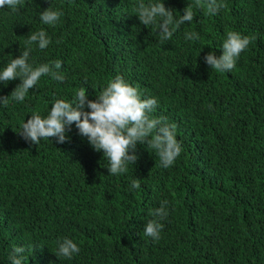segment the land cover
Wrapping results in <instances>:
<instances>
[{
	"label": "trees",
	"instance_id": "trees-1",
	"mask_svg": "<svg viewBox=\"0 0 264 264\" xmlns=\"http://www.w3.org/2000/svg\"><path fill=\"white\" fill-rule=\"evenodd\" d=\"M192 2L164 0L177 16ZM225 3L210 16L194 7V20L163 43L156 24L139 21L137 0H23L0 9V69L43 29L52 43L43 51L34 44L29 63L60 60L66 77L42 76L23 103L0 105V264H11L17 246L24 264H264V0ZM51 6L63 13L55 26L40 20ZM227 31L257 38L232 71L217 72L205 58L223 54ZM185 32L200 38L186 41ZM118 75L142 99H157L153 117L176 125L182 153L173 166L160 167L138 144L135 165L110 175L75 125L64 144L18 134L55 100L71 102L81 87L95 100ZM20 83H0V96ZM133 179L140 189L130 190ZM165 200L169 214L154 241L143 230ZM65 237L80 247L72 259L55 255Z\"/></svg>",
	"mask_w": 264,
	"mask_h": 264
},
{
	"label": "clouds",
	"instance_id": "clouds-1",
	"mask_svg": "<svg viewBox=\"0 0 264 264\" xmlns=\"http://www.w3.org/2000/svg\"><path fill=\"white\" fill-rule=\"evenodd\" d=\"M23 6V0H0V9L5 7L17 10ZM204 8L205 16L216 15L226 9L225 0H193L177 16L173 9L166 8L164 0L145 3L137 0L136 16L144 26L156 24L160 40H171L174 33L186 22L194 20L193 8ZM63 13L53 10L52 6L40 13L43 24L55 26ZM196 32H185V40H199ZM255 35L242 36L236 31H227L222 44L223 54L217 58L215 52L206 56V63L217 72H230L236 67L241 54L256 40ZM52 43L47 32L43 29L31 32L27 36L25 50L19 58H12L3 69H0V83L20 79L21 83L12 91L10 96H0V105L7 107L10 101L23 103L30 89L36 87L42 76H51L55 81L63 83L65 75L60 74L62 61L54 60L33 66L29 63L33 45L43 51ZM57 43H60L58 40ZM156 98L142 99L138 88L125 81L122 76L110 80L98 94L95 100L88 99L87 89L79 88L71 102L57 99L46 117L38 113L31 115V119L22 124L19 132L27 142L40 145L41 141L55 138L59 144L69 140L67 135L72 126L81 136L87 138L90 145L97 152H102L104 160L108 162L110 175H120L128 172V165H135L139 157L136 155L137 145H147V150L155 152L159 166L169 168L182 153V144L176 137V125L168 123L166 117L155 118L151 114L156 110ZM88 109V110H85ZM131 153V154H130ZM141 188L139 179H133L130 190ZM168 201H163L160 208L150 209L143 235L159 241L163 224L159 221L168 216ZM58 250L55 255L72 259L79 254L80 247L70 238L57 241ZM26 249L14 247L9 260L11 264H24Z\"/></svg>",
	"mask_w": 264,
	"mask_h": 264
},
{
	"label": "bare ground",
	"instance_id": "bare-ground-1",
	"mask_svg": "<svg viewBox=\"0 0 264 264\" xmlns=\"http://www.w3.org/2000/svg\"><path fill=\"white\" fill-rule=\"evenodd\" d=\"M194 131H195V129H194ZM197 139H198V138H197ZM199 140H200V138H199ZM203 146H204V145H203ZM203 148H206V147H203ZM203 148H202V149H203ZM207 148H208V147H207ZM207 148H206V150H207ZM211 149H212V148H211ZM206 152H207V151H206ZM208 153L210 154L211 151H209ZM213 154H214V153H213ZM198 157H199V156H198ZM214 158H215V156H214ZM214 158H213V159H214ZM206 159H207V158H206ZM216 159H217V156H216ZM210 160H211V158H210ZM211 162H212V161H211ZM212 163H213V162H212ZM212 163H210V164H212Z\"/></svg>",
	"mask_w": 264,
	"mask_h": 264
}]
</instances>
